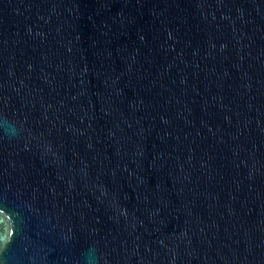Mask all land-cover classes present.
<instances>
[{
  "label": "water",
  "instance_id": "obj_1",
  "mask_svg": "<svg viewBox=\"0 0 264 264\" xmlns=\"http://www.w3.org/2000/svg\"><path fill=\"white\" fill-rule=\"evenodd\" d=\"M0 264H264V0H0Z\"/></svg>",
  "mask_w": 264,
  "mask_h": 264
}]
</instances>
